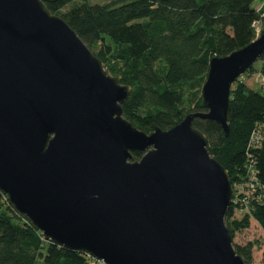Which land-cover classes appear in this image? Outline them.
<instances>
[{
	"label": "water",
	"instance_id": "95a60500",
	"mask_svg": "<svg viewBox=\"0 0 264 264\" xmlns=\"http://www.w3.org/2000/svg\"><path fill=\"white\" fill-rule=\"evenodd\" d=\"M263 55L264 33L213 57L204 111L144 133L123 117L131 88L62 18L0 0V192L42 241L102 264H244L224 224L228 173L193 122L227 137L231 85Z\"/></svg>",
	"mask_w": 264,
	"mask_h": 264
},
{
	"label": "trees",
	"instance_id": "16d2710c",
	"mask_svg": "<svg viewBox=\"0 0 264 264\" xmlns=\"http://www.w3.org/2000/svg\"><path fill=\"white\" fill-rule=\"evenodd\" d=\"M41 1L50 13L64 20L106 71L131 88L121 105L123 117L144 133L154 125L169 130L186 115L203 112L198 94L210 60L248 46L254 39L253 23L264 15V2L254 8L256 0ZM258 62L264 78V55ZM253 71L254 67L246 73ZM262 123L264 94L238 78L230 88L228 136L212 121L197 119L193 127L206 136L211 156L225 168L234 185L241 178L249 134ZM140 157V153L132 154L133 160ZM256 162L258 179L264 185V140ZM249 213L237 219L232 207L227 210L224 224L231 238L247 229L250 219L264 228V196ZM253 247V243L233 245L244 264L252 263ZM0 264L89 261L86 254L42 241L39 231L0 192Z\"/></svg>",
	"mask_w": 264,
	"mask_h": 264
},
{
	"label": "built area",
	"instance_id": "2783aa9c",
	"mask_svg": "<svg viewBox=\"0 0 264 264\" xmlns=\"http://www.w3.org/2000/svg\"><path fill=\"white\" fill-rule=\"evenodd\" d=\"M264 15L260 17L252 25L254 38L260 37L263 29ZM259 89L264 94V79ZM264 140V123L257 124L249 134L248 142L245 149V161L241 178L238 182L232 185V200L231 206L235 213L240 215L248 214L250 209L258 204H261L264 196V185L258 179V169L256 162L257 152L262 147ZM89 264H102L86 254Z\"/></svg>",
	"mask_w": 264,
	"mask_h": 264
},
{
	"label": "rangeland",
	"instance_id": "374dc122",
	"mask_svg": "<svg viewBox=\"0 0 264 264\" xmlns=\"http://www.w3.org/2000/svg\"><path fill=\"white\" fill-rule=\"evenodd\" d=\"M92 3L104 4V0H91ZM264 0H256L253 3L254 8H258L263 4ZM67 10V9H64ZM258 39V38H257ZM256 40L255 38L253 41ZM111 64L112 62L109 61ZM113 67V66H112ZM254 71L252 73H246L239 78L242 82L246 83L250 89L261 92L259 86L263 83V75L260 71L261 62H256L254 64ZM116 77V76H115ZM199 90L198 96H201ZM189 106V104H187ZM142 156V154H141ZM138 158L137 160H139ZM232 185V184H231ZM250 216V213H249ZM234 218L241 219L242 216L238 213L234 214ZM248 243H253L254 247L252 250V263L251 264H264V228H261L254 220L250 219L249 227L247 229L237 231L234 233L232 238V245H246Z\"/></svg>",
	"mask_w": 264,
	"mask_h": 264
},
{
	"label": "crops",
	"instance_id": "0c3cea01",
	"mask_svg": "<svg viewBox=\"0 0 264 264\" xmlns=\"http://www.w3.org/2000/svg\"><path fill=\"white\" fill-rule=\"evenodd\" d=\"M243 83H245L244 81H242ZM246 84V83H245Z\"/></svg>",
	"mask_w": 264,
	"mask_h": 264
}]
</instances>
